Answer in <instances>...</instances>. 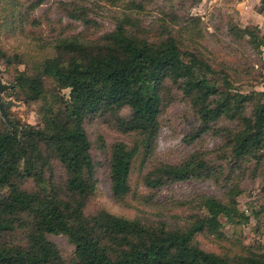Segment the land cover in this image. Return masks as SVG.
Instances as JSON below:
<instances>
[{
  "label": "trees",
  "instance_id": "16d2710c",
  "mask_svg": "<svg viewBox=\"0 0 264 264\" xmlns=\"http://www.w3.org/2000/svg\"><path fill=\"white\" fill-rule=\"evenodd\" d=\"M260 3L255 11L264 19V0ZM18 5V0L10 1L14 10ZM131 26L123 17L112 32L90 45L75 37L60 39L57 53L43 59L35 74L14 77V85L31 101L46 98L44 77L51 78L57 89L68 88L69 95L59 96L62 106L53 111L58 116L47 113L41 127L9 120L13 132L0 131V189H8L0 195V264H264V252L247 249L233 255L216 254L199 246L197 236L223 240L221 216L234 224L246 220L232 203L214 197H204L200 205L205 215L183 228L172 229L163 222L144 224L107 211L89 217L84 214V203L78 197L94 186L95 173L91 142L83 127L85 117L107 109H130L118 122L124 131H138L139 143H115L108 172L113 198L124 201L130 193L133 159L154 138L163 82L177 83L191 101L200 123L197 134L216 124L222 114L239 121L232 128H223L228 133L225 145L237 163L255 158L264 136V103H254L249 115L242 116L241 108L249 98L231 95L226 86L212 81L207 76L212 68L208 63L181 51L172 38L158 43L138 38ZM236 30L239 37L248 35L264 48L259 28L255 32L248 26ZM42 146L63 165L64 190L46 186ZM220 167L195 154L181 165H165L163 171L170 178L181 179L199 170L215 175ZM29 177L34 178L35 191L24 190L18 182V178ZM51 234L67 236L74 245L71 259L60 256L48 238Z\"/></svg>",
  "mask_w": 264,
  "mask_h": 264
},
{
  "label": "rangeland",
  "instance_id": "374dc122",
  "mask_svg": "<svg viewBox=\"0 0 264 264\" xmlns=\"http://www.w3.org/2000/svg\"><path fill=\"white\" fill-rule=\"evenodd\" d=\"M10 1L0 0V77L10 85L0 93V101L12 102L5 108L6 118L0 112V131L13 132L9 120L41 127L47 113L61 108L59 96L69 95L68 88L57 89L51 78L44 77L46 98L31 101L14 85L17 73L35 74L43 59L57 53L60 39L75 37L83 44L97 43L123 17L132 22L130 30L137 31L136 37L149 43L172 38L181 51L208 63L212 68L207 76L212 81L226 86L231 95L249 98L241 108L242 116L249 115L254 103H264V48L256 46L248 35L239 37L236 30L248 26L264 34V21L253 10L252 0L244 9L238 5L244 0H18L15 10ZM171 82H163L154 138L147 148L140 147L133 159L130 193L124 201L113 198L108 172L115 143H139L140 133L124 131L118 122V117H127L130 109H107L85 117L83 127L91 142L95 173L94 186L78 197L84 203V214L89 217L97 211H107L144 224L163 222L172 229L183 228L205 215L202 199L214 197L225 204L232 203L246 220L234 224L221 216L219 232L223 240L197 236L199 246L216 254L233 255L247 249L263 253L264 136L257 156L237 163L231 148L225 145L228 133L223 128H232L239 121L222 114L216 124L197 134L200 123L191 101L177 83ZM53 116H58L57 112ZM42 148L46 186L48 183L64 190L63 165L55 153ZM195 154L204 162L221 166L220 171L208 176L204 170L193 171L181 179L164 174L165 165H181ZM18 182L24 190L37 189L34 178H18ZM7 192V188L0 189V195ZM48 238L63 259H71L74 245L66 235L51 234Z\"/></svg>",
  "mask_w": 264,
  "mask_h": 264
},
{
  "label": "water",
  "instance_id": "95a60500",
  "mask_svg": "<svg viewBox=\"0 0 264 264\" xmlns=\"http://www.w3.org/2000/svg\"><path fill=\"white\" fill-rule=\"evenodd\" d=\"M0 75H1V69H0ZM9 88H10V85L5 84L0 77V93ZM11 103L12 102L10 101L8 102L0 101V112L3 118H6L5 108H9L11 106Z\"/></svg>",
  "mask_w": 264,
  "mask_h": 264
},
{
  "label": "crops",
  "instance_id": "0c3cea01",
  "mask_svg": "<svg viewBox=\"0 0 264 264\" xmlns=\"http://www.w3.org/2000/svg\"><path fill=\"white\" fill-rule=\"evenodd\" d=\"M248 1L249 0H246V1L244 0V1H241V2L238 1L239 7H242V9H244L246 7ZM260 2H261V0H252V2H250V3H255L254 4L255 6H259L261 4ZM255 6L252 7L254 11H255ZM256 14L264 21V19L257 12H256Z\"/></svg>",
  "mask_w": 264,
  "mask_h": 264
}]
</instances>
